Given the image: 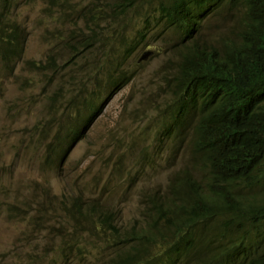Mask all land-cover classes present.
<instances>
[{"label": "rangeland", "instance_id": "1", "mask_svg": "<svg viewBox=\"0 0 264 264\" xmlns=\"http://www.w3.org/2000/svg\"><path fill=\"white\" fill-rule=\"evenodd\" d=\"M11 4L25 37L11 66L0 61V264H110L135 246L143 247L138 258L163 259L161 242L173 232L153 202L182 213L216 189L192 146L194 120L172 123L179 33L157 21L158 0ZM240 15L228 8L194 38L234 40ZM255 178L217 186L233 206L205 223L216 238L231 210L264 199V159Z\"/></svg>", "mask_w": 264, "mask_h": 264}, {"label": "trees", "instance_id": "2", "mask_svg": "<svg viewBox=\"0 0 264 264\" xmlns=\"http://www.w3.org/2000/svg\"><path fill=\"white\" fill-rule=\"evenodd\" d=\"M120 1L125 5L131 0ZM12 2L0 0V61L6 66L24 50L25 36L10 17ZM235 7L241 15L234 40L202 45L194 38L202 23ZM156 12L157 21L180 36L177 66L170 78L172 123L194 120L192 146L206 163L208 184L216 189L211 199L195 196L182 213L173 205L163 209L153 202L152 208L173 232L171 240L165 237L161 242L163 259L138 258L143 247L135 246L110 264H178L180 256L185 264H264V199L231 210V223L219 237L205 229L218 210L223 214L233 206L229 192L217 186L256 184L255 174L264 159V0H158ZM131 44L123 50L126 55ZM124 78L121 72L109 82L116 86ZM94 95L85 102L88 110L94 107ZM99 221L109 225V215L102 213ZM242 221L250 229L239 227Z\"/></svg>", "mask_w": 264, "mask_h": 264}]
</instances>
